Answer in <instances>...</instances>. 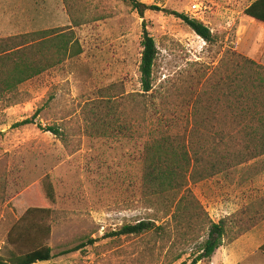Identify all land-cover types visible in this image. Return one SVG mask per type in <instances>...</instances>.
Wrapping results in <instances>:
<instances>
[{
    "label": "rangeland",
    "instance_id": "1",
    "mask_svg": "<svg viewBox=\"0 0 264 264\" xmlns=\"http://www.w3.org/2000/svg\"><path fill=\"white\" fill-rule=\"evenodd\" d=\"M43 1L35 27L2 32L0 37L71 24L62 0ZM138 1L184 15L199 2L198 16L214 42L206 43L184 23L158 11H146L140 18L122 0H79L87 22L73 31L82 53L21 85L16 105L7 107L0 100L1 258L17 251L7 241L11 227L26 210L43 207L36 185L45 179L56 199L54 214L46 221L50 235L45 245L57 254L89 239L97 242L83 252L37 264H189L197 257L206 235L196 227L170 243L149 235L104 237L122 225L160 218L161 212L149 209L140 197L146 134L157 117L172 130H181L192 99L221 74L225 55L236 53L264 66V25L243 14L254 0ZM143 22L157 49L153 96L142 98L145 123L133 98L142 90L138 66ZM99 96H117L114 103L121 113L106 136L90 132V111L100 103ZM28 119L34 124L18 126ZM48 127L67 135V143L43 130ZM249 165L190 187L213 222L225 219L228 224L222 246L210 260L196 264H264L258 251L264 244V220L255 223L261 211L251 208L264 199V158L257 175ZM161 222L155 220V225ZM179 229L186 230L184 225Z\"/></svg>",
    "mask_w": 264,
    "mask_h": 264
},
{
    "label": "trees",
    "instance_id": "2",
    "mask_svg": "<svg viewBox=\"0 0 264 264\" xmlns=\"http://www.w3.org/2000/svg\"><path fill=\"white\" fill-rule=\"evenodd\" d=\"M122 1L140 18L146 11H158L181 21L206 43L214 42V36L203 23L189 19L183 13L147 6L138 0ZM62 2L70 17L69 26L0 37V100L6 101L7 107L19 103L17 92L21 85L82 53L73 28L87 22L82 18L84 9L78 6L79 0ZM243 14L264 25V0H254ZM140 48L138 70L142 90L133 98H136L140 121L144 122L147 107L142 98L153 96L152 73L157 55L154 39L144 22ZM225 57L220 62L221 74L211 78L207 87L195 94L181 130H172L157 117L156 126L145 136L140 197L149 209L161 212L160 218L122 225L104 238H143L149 235L157 242L170 243L174 236L183 239L196 227L206 238L198 246L197 257L189 264H196L199 259L210 260L222 246L228 224L225 219L213 222L190 187L249 163L254 175H257L263 170L258 163L264 158V66L236 53ZM116 98L99 96L100 103L90 111V132L97 136H106L111 132L113 123L121 116L114 103ZM164 105L161 103L162 110H165ZM112 117L116 119L113 121ZM29 124H34L33 119L25 120L18 126ZM85 125L87 130V116ZM43 130L59 137L63 143L68 141V136L58 128ZM36 191L43 207L26 210L11 227L7 241L17 251L9 252L5 258L0 257V264L48 262L56 257L83 252L88 245L97 242L89 239L53 254L45 241L50 235V226L46 221L54 214L56 203L54 189L51 182L45 179L36 185ZM256 204L251 208L261 211V215L255 218V223H260L264 220V199ZM155 220L162 222L155 225ZM181 225L186 230H180ZM198 239L199 236H196L191 240ZM258 251L264 255V244ZM179 258L178 255L173 260Z\"/></svg>",
    "mask_w": 264,
    "mask_h": 264
},
{
    "label": "crops",
    "instance_id": "3",
    "mask_svg": "<svg viewBox=\"0 0 264 264\" xmlns=\"http://www.w3.org/2000/svg\"><path fill=\"white\" fill-rule=\"evenodd\" d=\"M43 0H0V33L35 27ZM215 253V252H214Z\"/></svg>",
    "mask_w": 264,
    "mask_h": 264
},
{
    "label": "built area",
    "instance_id": "4",
    "mask_svg": "<svg viewBox=\"0 0 264 264\" xmlns=\"http://www.w3.org/2000/svg\"><path fill=\"white\" fill-rule=\"evenodd\" d=\"M202 12V6L199 2L194 1L189 9L187 10V12L185 13V15L192 20H197L199 22H201V18L198 16L200 13Z\"/></svg>",
    "mask_w": 264,
    "mask_h": 264
}]
</instances>
